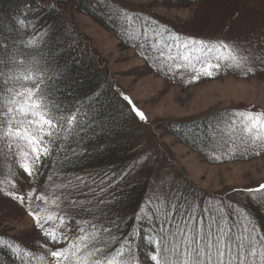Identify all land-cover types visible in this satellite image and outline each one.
I'll return each instance as SVG.
<instances>
[{"label": "rangeland", "instance_id": "rangeland-1", "mask_svg": "<svg viewBox=\"0 0 264 264\" xmlns=\"http://www.w3.org/2000/svg\"><path fill=\"white\" fill-rule=\"evenodd\" d=\"M106 1L107 4H103ZM245 1L250 6L246 11L234 13L233 18L239 15L235 18L236 23L227 20L224 23L221 22L218 27H214L211 23L218 22L220 16L226 15L231 0H196L194 2L185 0H118V2L117 0H40L44 9L53 6L61 7L60 19L65 24L67 32L70 33L71 30L78 35L77 39H73L74 45L79 40L84 47L83 51L88 53V57L96 65L90 72L96 74V67H98L100 75L103 76V84L112 91L119 106L128 114L129 124L145 142L141 148L143 153L138 163L141 165L150 163L154 167L148 190L150 194H161L172 176L176 184L183 181L191 184L193 191L190 193L194 197L204 199V206L210 204V199L218 202L222 198L236 200L242 203L250 214L246 218L239 216L241 221H238L237 231L235 224L227 225L238 237H247V233L240 227L241 222L251 221V224L257 225L258 232L259 226L264 225V192L256 193L251 197L244 192L247 187L254 188L264 181V128L258 127L252 120V117H258L264 121V115H262L264 114V35L258 28L253 27L258 25L256 23L258 19L261 20L264 17V10L259 6L264 7V0ZM119 3L130 8L132 13L122 19L116 18L115 24L107 23L120 32L121 38L115 36L106 26H102L93 15L85 13L86 8L95 12L99 11L108 20H112L117 14L116 6ZM12 4H16V1L6 2L7 7H11ZM136 9L140 10L137 17L134 16ZM146 17H150V20L145 21ZM0 21H4L1 14ZM2 28L4 29L3 25ZM166 29L172 31L176 29L181 36L190 34L200 39L202 36L214 39L217 35L216 38L224 37L229 42L241 43L244 47L243 49H221L219 42H213L217 44L215 47L209 48L205 45L199 55L194 57L192 68L190 65L178 63L167 64L164 44L172 31L169 32ZM145 31L147 36L144 35ZM67 32H65L66 35ZM0 33L4 37L10 35L6 30ZM23 37L20 36L11 49L16 51ZM62 41L59 43H63ZM74 45L70 44L69 40L68 47ZM47 47L46 53L43 54L46 56L51 54L54 46ZM59 47L58 44L55 45L54 50ZM83 51L76 50L73 51L74 54L72 53L80 63H83L86 57ZM233 55L236 56L235 60L231 59ZM34 57L35 55L32 62L36 60ZM0 62H5L3 57H0ZM208 62L212 64L219 62L221 65L219 72L214 70L211 78L206 73H202L203 67ZM78 63L76 62L75 66L80 64ZM28 66L17 65L16 67L15 65L11 68L14 70L11 75L15 72L20 75L13 76L15 81H19L15 83L16 91L27 92L29 88H35L34 82L29 83L23 79L25 75L38 76L39 74L35 71L23 72L25 68L33 69L35 65L29 62ZM1 67L0 77L11 78V75H8L9 71L6 73ZM250 68L253 69L252 72L248 71ZM63 73L58 71V77H61ZM195 77L199 79L196 80ZM50 82L53 83V81ZM10 92L13 96L15 95L12 86L5 92L4 100H1L4 108L10 106L11 98L8 95ZM120 92H124L135 101L136 106L145 113L146 122L133 119L129 109L124 107L115 95ZM24 99L27 97L25 96ZM109 102L113 109L116 106L114 100ZM46 103L52 105L53 110L56 109L55 99ZM90 103L91 107L88 106ZM82 104L90 109L99 105L92 96L85 98ZM114 109L111 114L105 111L103 117L106 123L105 128L110 124L113 126L115 121L125 123L127 119V116ZM15 115L17 121H20V127H25L23 118L18 113ZM52 115L54 116L53 113ZM181 122L188 126L199 127L194 136L188 133L193 137V144L190 146L168 129L169 124L172 126ZM95 129H99L97 124L94 126ZM183 129L185 133L188 131L187 127ZM172 130L179 129L174 127ZM0 137H2V131H0ZM0 140L1 144L6 146L12 160V154H15L16 162L19 163L20 153L27 150L26 143L23 140L17 142L14 138L7 141ZM8 144L13 145L11 152L8 150ZM45 144H48L47 138ZM155 151L161 160L158 164L151 162L154 161ZM2 155L3 152L0 150V165L4 162ZM12 160L0 167L1 172L3 169L6 171L5 174L0 175V234H3L5 239L6 237L18 238L13 241V248L16 251L23 246H17L19 240L24 241L26 245L36 247L37 251L32 257L39 264H43V261L46 262L45 264H54L50 256L51 250L67 245L63 242L53 245L49 238L44 237L42 232L34 227V221L25 210L29 201V196L26 195L29 186L31 185L34 193L30 201L31 207L39 210L43 221L46 222L49 216L53 218L64 216L69 219L75 213L68 202L61 201L56 191L50 187L47 190L41 188L36 190L34 182L28 180L22 183L27 192L16 189L17 170ZM4 175H6L7 184L2 185ZM126 181L130 183L131 179ZM1 186L7 193L24 194L25 206L22 208L9 197H2ZM37 197H43V200ZM187 202L190 203V199ZM203 205L200 201L198 207L204 208ZM260 205L262 207L258 209ZM102 210L105 211L103 208ZM78 221L80 227H87L82 219ZM104 221L99 222L97 227L104 226ZM70 225L66 220L63 232L72 239H76L79 233L73 231ZM60 229V222L54 220L53 224L47 225L46 231H55L57 236H60ZM146 236L149 238L153 234ZM169 241L172 242L171 236ZM181 242L180 247L184 246L183 241ZM259 246L261 251V245ZM170 250L174 251L173 248ZM9 252V249L0 245V264L12 261L11 258H7ZM137 264H153V262L146 258L145 261L138 260Z\"/></svg>", "mask_w": 264, "mask_h": 264}, {"label": "trees", "instance_id": "trees-1", "mask_svg": "<svg viewBox=\"0 0 264 264\" xmlns=\"http://www.w3.org/2000/svg\"><path fill=\"white\" fill-rule=\"evenodd\" d=\"M7 1L9 0H0V14L4 17V21H0V32L6 30L10 34L9 36L4 37V35L0 33V47L2 48H0V57H3L5 61L3 63L0 62V66H2L1 68H3L4 72L7 73L9 71L8 75H11V72L14 71L11 70L13 66H28L29 62L34 63L35 66L33 69L25 68L28 70L27 73L35 71L39 73L38 76L43 74L47 78L45 83L53 81V83L50 84L52 95L55 102H59L61 106L59 113L55 110H53L52 113L57 119L65 121L63 130L56 129L55 131L56 137L54 138L53 145L51 146L52 151L50 157L44 160L43 167L40 168L39 174L35 177L34 181H31L34 182L36 190L39 188L47 190L50 187L56 191L57 197L61 201L63 200L64 202H67L63 199L66 192L62 191V189L69 181H74L75 177H86L89 173H107L108 175L114 174L118 183L111 187L110 191L102 197V199L106 202L111 201L112 203H106L105 205L100 206L101 212H107L109 214L108 218L104 219V227H108L111 220L119 219L121 229L126 231L129 235H132L135 239L136 247L134 248V251L138 253V260L145 261L152 253V248L149 245V238H156V232L159 231L161 225L166 228H171L173 231L175 230L174 226L164 221L161 214L165 210H171L170 201L175 199L174 194H181L183 200L185 199L187 201L190 199V204H195L196 206L200 204V201L203 205L205 200L194 197L190 193V191L193 190L191 189V184L187 183V181L176 184L175 178H172V176L167 181L161 194H150L148 190L152 179V169H154V167L150 163H144L145 160L142 162L144 163L142 165L138 163V160L141 158V154L143 153L141 152V148L145 145V142H143V139H140L141 136L138 135L137 131L135 132V128L129 124L128 114L122 107L119 106L112 91L103 84V76L100 75L98 67H96V74L90 72L91 68L96 65L93 60L88 57V53L83 51L84 47L79 40L76 45H74L73 39H77L78 35L73 33L71 30L70 33L67 32L65 24L60 19V16H62L60 12L61 7L54 8L53 6L44 9L43 5L40 4V0H14L16 1V4H12L11 7H7ZM185 1L194 2L196 0ZM103 4L106 5L107 1ZM125 6L126 5L123 3H119L118 6H116L117 14L112 18V20H108V18L105 17L103 13L100 14L99 11L95 12L87 10L86 8L85 13L93 15L96 21H98L102 26H106L115 36L121 38L122 36L119 35L120 32L111 28L107 22H110L111 25L115 24L114 22H117L116 18L122 19L129 13H132V10L130 8H126L127 6ZM248 6H250V4H247L245 0H231L226 15L223 17L220 16V20L218 22L211 23L213 24L212 26L218 27L221 22L224 23L227 20L236 23L235 18L239 16V12L246 11ZM251 6L255 7L254 5ZM259 6L260 9L264 10L262 5ZM134 12H136L134 16L137 17V13H139L140 10L136 9ZM235 12H238V14L235 18H233ZM145 20L149 21L150 17H146ZM21 22H23V24H21ZM256 23L258 25H254L253 27L258 28L264 35V17H262L261 20L258 19ZM2 25L4 26V29L2 28ZM166 30L169 32L172 31L171 29ZM65 32L68 34L66 35ZM172 33L176 34V29H174ZM20 36L24 37L15 51L11 49V46L19 40ZM216 37L217 35H215L214 39H208L207 37L202 36V40L205 42L227 41L229 44L231 43L224 37ZM61 40H63L62 42L64 44L59 43ZM69 40L70 44L72 43L74 45L73 47H68ZM55 43L60 46V49L58 48L54 50L55 45H57ZM172 44L175 45L176 42L173 41ZM50 45L54 46L51 54L48 56L43 55L47 51V46L50 47ZM179 45H182V42ZM184 45H187V42H184ZM173 48L174 47L172 45L171 56H173L174 53ZM76 50H82L86 55L83 59V63H80V61L74 57L73 51ZM34 55L36 60L32 62ZM76 62H79L80 64L78 63L79 65L75 66ZM166 63L168 64V62ZM58 71L64 72L61 77H58ZM13 76H16V73L11 75V78L1 76L0 79L3 77L2 80L5 82H16ZM96 85H99L98 93L103 92L104 95L101 96L102 103L99 104L100 106L96 105L94 108L90 109L87 105L81 103L79 97H82L89 88ZM10 86L11 84L6 87V90L0 92V107L2 106L4 108L1 104V100H4V94ZM109 100H114V104L116 105L114 108H116L121 114H124V116H127V119H125V123L122 121H115L113 126L110 124L105 128L106 123L103 118L105 111L107 110L109 114H111L112 110H115L114 108L112 109L113 106L110 104ZM76 108H79L81 113L78 118V124L73 126L72 129H68L66 119L69 112L66 111V109L75 110ZM96 124L99 128L98 130H94V126ZM170 125L171 124H169L168 129L173 133L172 128H176L178 124L172 126ZM166 126L167 124L165 127ZM184 127H187L188 131L186 133L184 132ZM198 128L199 127L197 126L192 127L183 123L178 132H176V135L182 142L192 145L193 137L188 133L190 132L191 135L194 136ZM100 129H102V131ZM105 130L106 132H104ZM191 147L196 150L193 146ZM0 150L3 152L2 156L4 159V162L0 165L1 167L7 161L12 160V158L7 152L5 145H2ZM5 153H7V155H5ZM154 154V161L151 162H157L158 164L161 161L160 156L156 151ZM147 157L149 158V156ZM126 172L128 175L126 178L121 180V176ZM5 173V169H3L2 172L0 171V175ZM5 177L6 175H4L2 185L4 183L7 184ZM128 179H131L130 183L126 181ZM17 183L18 182L15 184L17 185ZM104 187H109V185H104ZM15 188L19 189L21 192L19 187L15 186ZM22 189L23 192H27V190L23 188V184ZM169 189H171V191H169ZM2 192L1 196L7 198V192L3 189ZM149 198L153 201V204L151 205L148 203ZM79 199H91V197L80 196ZM210 200L211 201L209 203L213 206H217L220 202L212 199ZM222 201H224L225 205L231 204L232 209L235 211H239L241 208H244L242 203L236 200L222 198ZM138 205L154 208L159 219H156L155 223L151 226L147 222L137 220L134 212L138 211ZM92 207L95 212V204ZM261 207V205L258 206V209H261ZM102 208L105 209V211H103ZM200 209L203 208L198 207V217L194 223L198 224L203 232H207L209 231L208 220L199 216ZM73 211L75 214L68 219V223L69 221H72L70 222V228L72 229L77 227L74 221H78V219H82L83 221L84 219H92V217L87 214L77 212L75 210ZM249 215L250 214L248 213L246 217ZM176 221L177 223L182 224V216L176 215ZM238 221H241L239 216L230 217L227 225L232 226L235 224L237 231ZM153 229H155V231H153ZM148 234H153V236H149L148 238L146 236ZM113 235H120V233L114 232ZM230 235L233 239L238 237L232 230ZM169 238L170 235L168 239ZM245 242L249 243L250 241L246 240ZM170 244L168 245V253L170 254H167V258L170 261V264H177L178 257L180 259L183 258V253L187 246L183 244L184 246L180 247L179 252H176L170 250L172 249V245ZM254 247L256 248V255L248 256L247 259L249 264H264V260L261 258L259 243H255ZM32 249H34V247H32ZM250 250L251 249H249V251ZM8 255L9 254H7V258H11V256ZM5 264H11V261L9 260Z\"/></svg>", "mask_w": 264, "mask_h": 264}, {"label": "snow or ice", "instance_id": "snow-or-ice-1", "mask_svg": "<svg viewBox=\"0 0 264 264\" xmlns=\"http://www.w3.org/2000/svg\"><path fill=\"white\" fill-rule=\"evenodd\" d=\"M118 2V0H117ZM46 35V34H45ZM147 36V32H144ZM193 39V44L197 41ZM203 45V41L199 42ZM221 49L240 48L243 49V45L229 44L227 41H220ZM211 51V49H209ZM163 55V52H161ZM231 59L235 60L236 56L233 55ZM221 65L219 62L212 64L208 62L202 69V73H206L209 78L213 76V71L219 72ZM252 72L253 69H248ZM24 81L35 83V88H29L27 92H21L15 90L16 82H5L0 79V92L4 91L9 84H11L15 95L8 93L11 98L10 106L6 108H0V131H2V137L0 139L7 141L14 138L17 142L23 140L27 145V150L20 153L19 163H17V157L13 155V165L17 170L18 183L17 187L22 189V183L28 180H33L39 174L40 168L43 167V162L51 155V144L56 137V129L63 130L65 121L57 119L52 115V105L46 103V101L53 100L52 89L50 87L51 82L46 81V77L25 75ZM194 79L198 80L199 77ZM99 85L89 88L82 97H79L81 103L83 99L92 96L97 104H101V96L103 92H99ZM118 101L129 109L133 119H138L141 122H146L147 117L145 113L136 106L135 101L124 92L115 94ZM27 99H24V97ZM20 103L17 104L16 102ZM60 104L57 102L55 111L59 113ZM91 107V103L88 105ZM69 115L66 119L68 129H72L73 126L78 124V118L80 116L79 108L66 109ZM16 113L23 118L25 127H20V121H17ZM264 115V114H262ZM253 123L260 128H264V121L258 117H252ZM14 121H17L14 123ZM6 129V131L4 130ZM48 139V144H45V139ZM9 152L13 147L12 144L7 145ZM19 151V145H16ZM7 155V153H5ZM130 171V170H129ZM128 173H124L121 176V180L126 178ZM118 183L115 175L89 173L86 177L77 176L74 181H69L62 191L66 192L63 197L71 209L87 214L92 219H85L83 223L87 227H80L79 221H74L77 225L73 231H78L76 239H72L66 233L63 232V228L66 226V218L59 216L53 218L48 217V220L43 221L39 214L38 209L31 207V198L34 193L29 186V191L26 195L29 196L28 206L25 208L27 214L34 221V227L42 232V235L49 238L53 245H59L61 242L66 244V247H56L50 252V256L54 260V264H137L138 253L134 251L135 239L132 235H129L126 231L121 229L119 219L111 220L108 227H97V224L104 219L108 218L107 212H101L100 206L106 203L111 204V201L106 202L102 197L110 191V188ZM109 185V187H104ZM99 189V190H97ZM171 191V189H169ZM246 194L251 197L258 192H264V183L259 184L257 188L247 187L245 189ZM6 195L20 207H24L26 204L24 194H17L14 192H8ZM167 195V194H165ZM175 199L170 201L171 210H165L161 214L164 221L174 226V231L171 228H166L161 225L158 232H156V238H149V245L152 248V254L149 259L153 264H170L167 258L169 251L168 245L172 243L174 251L179 252L181 241L187 246L183 258L178 257L177 264H249L248 256L256 255L255 243L261 245V258L264 260V225H260L259 232L257 231V225L251 224V221L247 223L241 222L240 227L247 237L232 238L230 235L231 228L227 227V223L230 217L248 215L246 208H241L239 211L232 209V205H225L224 201H220L217 206L211 205V203L199 210V216L208 220L209 231L203 232L200 226L194 221L198 217V206L190 204L183 200L181 194L176 193ZM80 196L91 197V199H79ZM37 199L43 200V197H37ZM149 205L153 204L151 198L148 201ZM95 204V212L93 205ZM99 213V214H96ZM137 220L147 222L150 226L155 223L159 217L156 214L154 208L138 205V211L134 212ZM176 215H181L183 223H177ZM54 220H58L61 224L60 236L57 238L55 231H44L47 225L54 223ZM72 222V221H69ZM155 231V229H153ZM120 233V235H113V233ZM169 235L172 237V241H169ZM18 240L17 237H11L5 239L3 234H0V245L9 249L13 259L11 264H17L15 259L16 250L13 248V241ZM250 241L246 243L245 241ZM23 245L25 248L31 247L24 244V241L19 240L17 246ZM99 245V246H98ZM251 249V251H249ZM23 264V260L20 261Z\"/></svg>", "mask_w": 264, "mask_h": 264}]
</instances>
